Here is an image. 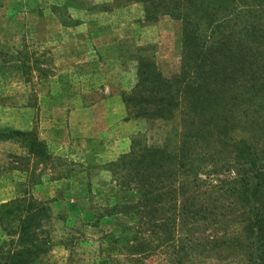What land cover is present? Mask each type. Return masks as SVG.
I'll use <instances>...</instances> for the list:
<instances>
[{"label": "rangeland", "instance_id": "374dc122", "mask_svg": "<svg viewBox=\"0 0 264 264\" xmlns=\"http://www.w3.org/2000/svg\"><path fill=\"white\" fill-rule=\"evenodd\" d=\"M138 63L181 74L196 109L182 92L169 120L137 116ZM136 138L205 155L177 171L154 232L205 245L195 264H264L250 230L252 214L264 225V0H0V204L33 197L51 216L32 264H172L164 244L129 248L153 234L113 171ZM13 234L0 229V264Z\"/></svg>", "mask_w": 264, "mask_h": 264}, {"label": "trees", "instance_id": "16d2710c", "mask_svg": "<svg viewBox=\"0 0 264 264\" xmlns=\"http://www.w3.org/2000/svg\"><path fill=\"white\" fill-rule=\"evenodd\" d=\"M136 72L137 83L134 92L126 98V103L135 104L137 116L147 120H169L179 105L178 95L182 92L190 105L196 109L197 101H190V98L194 100L191 94L192 88L183 85L181 89V74L173 78L164 77L152 63L147 65L138 63ZM188 140L185 138L182 141L174 155L165 148L142 144L141 140L136 138L132 140L128 153L113 164L114 174L120 184L124 188L137 191L140 195L135 205L123 208L126 212L131 211L138 215L141 220H146L143 222V231L149 228L153 230L152 235L142 232L141 242L129 246L132 253L150 255L154 251L152 248H156L159 243L171 250L167 257L168 260L170 257L172 264H195L198 258L197 251L205 247L200 243H192L179 237L172 240L169 235L168 239L164 240L157 233L164 226L167 227L170 210L169 206L166 207V202L169 204L174 197V190L180 188V183L178 187L175 186L177 171H181L182 175L187 177L200 169L204 163L201 156L205 157V155L201 151L194 150L193 147L190 150ZM191 207L194 205L189 204V207L183 208L185 218L188 215L193 217V213L196 212ZM50 224L48 207L33 197H21L1 203L0 229L13 232L17 244L16 250L7 256L4 264H32L51 243L50 239L42 236L51 228ZM250 230L258 238L256 242L259 252L258 261H261L263 243L259 239H263L264 225L259 215H251Z\"/></svg>", "mask_w": 264, "mask_h": 264}]
</instances>
